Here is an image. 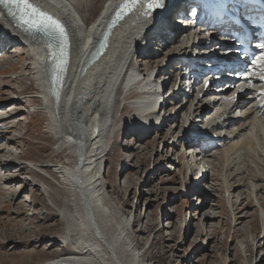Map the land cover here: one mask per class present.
<instances>
[{"label":"bare ground","instance_id":"6f19581e","mask_svg":"<svg viewBox=\"0 0 264 264\" xmlns=\"http://www.w3.org/2000/svg\"><path fill=\"white\" fill-rule=\"evenodd\" d=\"M86 1L30 0L59 20L67 31L69 46L63 71L57 67L59 59L50 54L49 42L47 46L38 42L31 36V31L0 9V83L5 80L14 83L11 90L0 92V99L9 96L5 105H0V181L2 185L7 184L6 189L18 187L20 196L29 186H37L40 191L47 192L64 189L78 195L82 213H64L70 225L65 242L71 244L73 250L41 264H138L136 246L131 242L132 245L124 247L132 220H124L123 215L112 206L103 193L102 178L96 172L98 161L103 162L110 137L128 130V136H136L128 146H135L140 136L133 132L140 127L146 133H152L159 127L163 130L169 124L166 116L171 117L179 107V110H184L191 102L184 112L182 133L188 125H197L208 117L209 121L203 129H206V135H214L212 139L197 142V146L186 153L194 164V172H198L196 180L209 170V162L216 163L218 160L210 158L214 146H224L226 156L230 157V177L242 175L241 171L235 170L236 152L246 150L249 143L257 142L260 136H264V56H257L251 66L241 71V66L235 65L237 60L230 58L225 64L221 60L226 52L233 50H225L224 45L219 43L217 36L220 28L212 29L201 21L181 35V31L187 30L181 25L189 19L183 17L188 16L185 10L191 5V0H164L163 7L152 11L148 10L144 0L131 6H126L131 0H102L98 17L90 24L83 11ZM205 2L208 8L205 14L213 19L217 10L214 6L210 7V0ZM175 9L182 17L174 15ZM191 9L198 14L203 13L197 11L195 2ZM177 42L180 43L176 45ZM166 45L170 49L168 56L181 60L177 66L182 79L178 92L171 93V89L164 92L168 78H157L158 74L152 67L154 62L149 60L151 57L160 58V47ZM52 51L58 49L54 46ZM231 54L234 55V52ZM18 61L21 63L19 68ZM16 70L18 76L2 77L4 71ZM225 77H229V85L223 86ZM176 79L173 89L179 82V78ZM201 80H204L203 84L198 83ZM208 81L213 82L203 93ZM32 82V88L38 93L36 96L26 87ZM188 82L193 86L188 88ZM197 89L196 97L188 100L193 90ZM133 92L136 93L133 95ZM239 95L255 102L244 109L246 101L234 104ZM127 99H131L133 117L128 122H121L117 120L119 108ZM30 102H39V110L22 111V106H33ZM172 104L175 106L169 109ZM165 105H168L166 115L159 114ZM211 109L215 110L214 113L206 116ZM37 111L47 116L44 132L59 144L53 154L60 153L64 148L70 154L67 160L47 164L35 160L27 166L18 163L24 158L17 153L22 147V140L19 141L16 135L20 130H13L14 135L12 129L25 114L30 117ZM10 120L17 121L11 124ZM6 124L11 125L7 126L10 127L7 130L4 128ZM200 149L204 154L200 153ZM30 175L39 178L41 184L28 178ZM254 182L247 179L244 183H227L229 200L235 196L239 201L244 193L259 200L260 189ZM199 191L202 193V188ZM75 202H72L73 205H76ZM262 217L264 219V211Z\"/></svg>","mask_w":264,"mask_h":264},{"label":"rangeland","instance_id":"374dc122","mask_svg":"<svg viewBox=\"0 0 264 264\" xmlns=\"http://www.w3.org/2000/svg\"><path fill=\"white\" fill-rule=\"evenodd\" d=\"M103 1L87 0L83 5L89 24L97 19ZM187 31H181V35ZM160 48V58L151 57L149 60L154 62L152 67L158 74L157 78L167 76L169 83L164 90L167 92L173 88L174 80L179 78L177 66L181 60L168 56L170 49L167 45ZM20 65L19 62L18 68ZM18 75L17 70L4 71L2 77ZM225 79L223 86L229 85V77ZM12 86L14 83L5 80L0 83V92L9 91ZM33 86V82L26 85L28 92L36 96L38 93ZM198 91L193 90L188 100L196 97ZM8 99L9 96L2 97L0 105H5ZM130 100L122 101L118 121L128 122L133 117ZM243 101H246L244 109L255 102L239 95L236 104ZM30 104L33 106L29 108L22 106V111L39 110V102ZM190 105L191 102L184 110L177 108L171 117L167 115L169 124L163 130L157 128L152 133H146L144 128L137 129L133 133L141 139L136 140L135 146H128L131 139H136V136H128V130L111 136L103 162H97L96 172L102 178L104 195L124 220H132L124 247L132 243L136 246L138 264H264V219H261L264 211V136H260L257 142L249 143L252 146L248 145L246 150L236 152L235 170L241 171L242 175L234 178L230 177L231 159L226 156L224 146L212 147L210 158H217L218 162H209V170L200 174V181L205 174L200 183L199 179L196 180L198 172H194V164L187 154L197 146V142L212 139L214 135H206V129H203L209 121L208 117L197 125H188L182 133L184 112ZM167 106L159 114L164 115ZM174 106L172 104L169 109ZM214 111L211 109L205 115ZM33 114L30 117L25 114L17 128L12 129L13 134L15 130H20L16 135L19 141L22 140V147L17 153L24 158L18 163L27 166L35 160L47 164L70 158L68 150L64 148L60 153L53 154L59 144L44 132L47 116L38 111ZM10 121L12 124L17 120ZM7 126L11 127L6 124L4 128ZM253 154L256 155L255 159ZM247 158L254 161L248 162ZM34 177L28 176L36 184H41L39 178ZM247 179L255 181L259 187L260 199L244 193L239 201L235 196L230 201L227 183H244ZM6 185L0 181V264H41L73 250V246L65 242L70 225L64 213H82L77 194L64 189L40 191L37 186H29L20 196L18 187L6 189ZM201 188L203 192L199 193ZM74 201L76 205H73Z\"/></svg>","mask_w":264,"mask_h":264},{"label":"snow or ice","instance_id":"6c2138e0","mask_svg":"<svg viewBox=\"0 0 264 264\" xmlns=\"http://www.w3.org/2000/svg\"><path fill=\"white\" fill-rule=\"evenodd\" d=\"M140 2L141 0H131V3L126 6L135 5ZM144 2L147 3L149 11L161 8L164 5V0H144ZM0 5H4L9 9V15L13 17L18 15L28 25L29 29L43 31L46 34L49 40L48 46L50 54L54 58L59 59L57 67L59 71H63L62 65L65 63L64 57L69 46L68 34L64 25L59 20L54 19L51 15L35 6L30 0H0ZM13 7L15 8V12L11 10ZM54 46L58 51H52Z\"/></svg>","mask_w":264,"mask_h":264}]
</instances>
